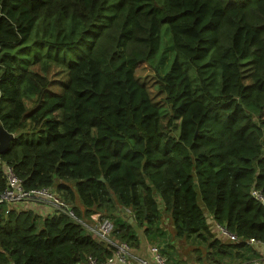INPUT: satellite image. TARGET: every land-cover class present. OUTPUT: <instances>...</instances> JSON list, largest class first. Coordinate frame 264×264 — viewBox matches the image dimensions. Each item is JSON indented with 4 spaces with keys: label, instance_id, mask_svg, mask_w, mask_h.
<instances>
[{
    "label": "trees",
    "instance_id": "16d2710c",
    "mask_svg": "<svg viewBox=\"0 0 264 264\" xmlns=\"http://www.w3.org/2000/svg\"><path fill=\"white\" fill-rule=\"evenodd\" d=\"M0 124V195L10 166L79 221L111 219L112 242L138 249L136 225L171 263L169 239L193 236L196 264L246 261L264 244V0H0ZM7 210L0 264L113 254L64 214Z\"/></svg>",
    "mask_w": 264,
    "mask_h": 264
},
{
    "label": "built area",
    "instance_id": "2783aa9c",
    "mask_svg": "<svg viewBox=\"0 0 264 264\" xmlns=\"http://www.w3.org/2000/svg\"><path fill=\"white\" fill-rule=\"evenodd\" d=\"M7 184L3 193L0 195V204L6 203L8 210H11L13 205L25 202H40L49 204L54 213L64 214L73 220H78L73 207L64 201L57 192L52 188H38L33 190L25 189L22 180L16 175L14 169L10 166L6 167ZM253 197L264 208V196L261 191L253 190ZM7 210V211H8ZM99 216H94L95 223L88 228L83 221L81 222L87 230L100 240L111 242L110 235L114 229L113 221L109 218L99 219ZM98 219V220H97ZM94 225V226H93ZM217 232L221 238L228 239L232 242L237 241V237L231 234L225 227L217 224ZM251 244H262L256 240L251 239ZM131 247L124 242L115 244L113 247V254L105 260H98L96 257L89 256L86 261L79 264H127L131 256ZM152 259L141 260V264H190L186 262L171 263L165 255L161 253L157 246L151 248ZM249 264H264V258L250 261Z\"/></svg>",
    "mask_w": 264,
    "mask_h": 264
},
{
    "label": "crops",
    "instance_id": "0c3cea01",
    "mask_svg": "<svg viewBox=\"0 0 264 264\" xmlns=\"http://www.w3.org/2000/svg\"><path fill=\"white\" fill-rule=\"evenodd\" d=\"M77 204L80 206L81 209H83L82 206L79 204V202H77ZM11 209H15V210H18V211L33 210L42 219H44L45 217L49 216L50 214H54L53 209H52V207L49 204L40 203V202H25V203L13 205ZM119 210H120L119 211V214L121 215V217L123 219H128L129 223L130 224H133L134 220L131 217V212L129 213V212H127L126 209H122V208H120ZM124 210L126 212H124ZM94 216H98V215H93L92 217H94ZM97 218L99 219V217H97ZM94 221H95V219H94ZM94 221H90V220H86V219L84 220L87 228L90 226L87 223L88 222L95 223ZM209 222L211 223V230L214 233H216V231H217V229H216L217 224L214 221H212L211 218H210ZM134 229L137 232V235H138V237L140 239V245H139V248L138 249H131V256H130V259H129V261H128L127 264H141V260H150V259H152L151 248L153 246L150 243L149 238L146 236L144 229L143 228H138L136 225H134ZM216 234H218V232ZM170 235H172V234H170ZM218 236H219V234H218ZM94 237L96 239L100 240L98 237H96V236H94ZM192 239H194V238H190L189 240H187V239H175L176 241H178V242L181 241L183 243V245L186 248L185 250L183 249L184 252H185V254L184 253L181 254V251L179 250V247H177V246L174 245V241L175 240L172 241V239H169V240H171L169 243L172 244V248H170V252L172 253L171 254V261L172 262L176 258H178V259L180 257L187 258L188 256H190V258H192V259L195 260L196 259V256H195L196 252H195V250H203V249H205V247H207L206 244H205V246L203 248L202 247L197 248L195 246V244H194L195 241L192 240ZM222 239L225 240V238H222ZM109 243H111V242H109ZM117 243L118 242H115L114 244H112V243L110 244L111 247H112V249L115 246V244H117ZM253 247H254V250H255V254L253 256L252 255L251 256L249 255L248 258H250V259H248L247 261H245V263H244L243 260L237 261L235 259H232L234 261L233 262V261L230 260V258H226L225 259V264H249L250 263L249 260H251V259H252L251 261H253L255 259H262V258H264V244L253 245ZM208 252H211V251H208ZM165 255L167 257H169V255H167V254H165ZM175 261H177V260H175ZM188 262H186V263H188ZM191 263L192 264H196L195 261L190 262V264Z\"/></svg>",
    "mask_w": 264,
    "mask_h": 264
},
{
    "label": "rangeland",
    "instance_id": "374dc122",
    "mask_svg": "<svg viewBox=\"0 0 264 264\" xmlns=\"http://www.w3.org/2000/svg\"><path fill=\"white\" fill-rule=\"evenodd\" d=\"M151 70V68L149 67V66H147V64H142L141 65V67H140V69L137 71V76H139V77H141V78H146L147 76V78H149V75L151 74V72H153V71H150ZM51 90L52 91H56V92H60L61 91V89L60 88H57V89H53V88H51ZM124 212H126L125 210H124ZM127 212H129L130 213V211L129 210H127ZM208 220H210V218H208ZM92 223L93 222H88L87 224L88 225H92ZM94 226V225H93ZM171 221L169 220V217L168 216H164V218H163V222H162V225H161V227H162V229L163 230H166L167 232H169L170 230H171ZM88 231V230H87ZM191 238H194V239H192V240H194L195 242H194V244H195V246L197 247V248H199V247H204L205 245H204V243H203V241H200V239H197L196 237H191ZM199 243V244H198ZM161 244H162V242H159V245L161 246ZM174 245L175 246H177V247H179V250L181 251V254L182 253H184L185 254V252H184V250L186 249L185 248V246L183 245V243L180 241V242H178V241H174ZM184 249V250H183ZM202 252H203V255L205 254V256L207 255V252H206V250L205 249H203L202 250ZM206 252V253H205ZM178 262H188V263H190V262H193V261H195L194 259H192V258H190V256H188L187 258H184V257H180L178 260H177ZM245 261V260H244ZM247 261V260H246ZM196 262V261H195ZM192 264V263H191Z\"/></svg>",
    "mask_w": 264,
    "mask_h": 264
},
{
    "label": "water",
    "instance_id": "95a60500",
    "mask_svg": "<svg viewBox=\"0 0 264 264\" xmlns=\"http://www.w3.org/2000/svg\"><path fill=\"white\" fill-rule=\"evenodd\" d=\"M14 138V135L9 133L1 124H0V154L3 153L9 146L11 140ZM102 181H105L101 178ZM77 261H80L77 259Z\"/></svg>",
    "mask_w": 264,
    "mask_h": 264
}]
</instances>
